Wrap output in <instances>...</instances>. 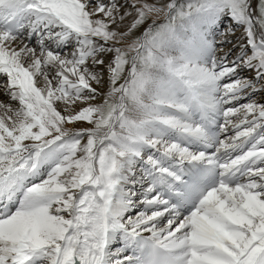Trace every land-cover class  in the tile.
Returning <instances> with one entry per match:
<instances>
[{
  "label": "snow or ice",
  "instance_id": "6c2138e0",
  "mask_svg": "<svg viewBox=\"0 0 264 264\" xmlns=\"http://www.w3.org/2000/svg\"><path fill=\"white\" fill-rule=\"evenodd\" d=\"M0 264H264V0H0Z\"/></svg>",
  "mask_w": 264,
  "mask_h": 264
},
{
  "label": "bare ground",
  "instance_id": "6f19581e",
  "mask_svg": "<svg viewBox=\"0 0 264 264\" xmlns=\"http://www.w3.org/2000/svg\"><path fill=\"white\" fill-rule=\"evenodd\" d=\"M0 99H6L5 97L0 96Z\"/></svg>",
  "mask_w": 264,
  "mask_h": 264
}]
</instances>
